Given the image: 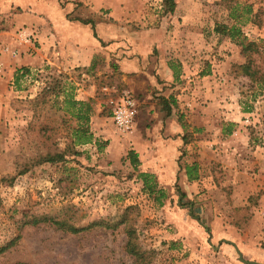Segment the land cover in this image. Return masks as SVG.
<instances>
[{"label": "rangeland", "instance_id": "1", "mask_svg": "<svg viewBox=\"0 0 264 264\" xmlns=\"http://www.w3.org/2000/svg\"><path fill=\"white\" fill-rule=\"evenodd\" d=\"M84 1L72 0L86 16L90 1ZM139 1L125 0L127 21L119 22L131 31L166 21L177 73L168 102L183 143L177 173L186 177L184 165L195 162L196 177L182 185L177 176L165 186L155 177L164 192L157 204L142 189L139 166L133 169L126 157L131 136L137 129L145 138L147 125H137L140 118L131 133L119 134L102 107L100 87L111 85L112 73L40 65L15 79L17 68L11 77L5 73L14 61L3 54L0 264H264L235 245L239 237L264 249V85L233 73L231 65L243 63L244 56L212 30L214 22H233L229 6L237 4L240 13L250 5L258 24L242 14L239 26L258 43L250 56L258 73L264 72V0H174L170 16L162 15L160 0L143 1L144 7ZM100 9L89 20L107 21L108 10ZM140 10L149 16L143 23ZM18 27L0 19V44L21 48L14 41ZM66 96L89 100L90 142L73 144L77 121L62 104ZM138 110L139 104V118ZM61 151V160L38 159ZM69 225L86 228L73 233ZM129 227L140 255L134 263L124 249Z\"/></svg>", "mask_w": 264, "mask_h": 264}, {"label": "crops", "instance_id": "2", "mask_svg": "<svg viewBox=\"0 0 264 264\" xmlns=\"http://www.w3.org/2000/svg\"><path fill=\"white\" fill-rule=\"evenodd\" d=\"M81 1L83 5L87 3ZM89 1L88 13L84 16L83 6H76L72 0H0V19L5 23L14 21L18 28L21 27L14 34V41L21 48L10 51L9 44H0V58L8 54L10 61H14L13 65H7L8 72L5 73L11 77L16 68L25 67L30 71L40 65L56 71L76 68L93 71L100 67L103 72L112 73L109 83L129 87L138 95L139 118L136 117L134 125L140 118L143 121L137 125H147L145 138L139 136L137 129L131 136V150L137 156L140 171L153 173L163 186L164 182H172L177 176L184 185L186 177L177 173L179 151L183 145L182 130L168 102L174 77L168 67L172 53L171 41L168 42L165 35L166 21L162 19L147 29L140 27L128 31L119 22L127 21L122 16L127 14L125 0ZM143 1L146 0L139 1L140 7L145 6ZM100 8L108 10L107 16L111 19L93 20V29L89 23L80 21L91 19L89 13L100 14ZM148 17L140 10L137 19L143 23L142 19ZM115 22L117 26L109 30ZM19 31L31 34L32 39L26 41ZM132 80L139 82L137 86ZM91 87L93 89V85ZM164 105H168V112ZM237 239L235 245L241 252L264 261V249L242 244Z\"/></svg>", "mask_w": 264, "mask_h": 264}, {"label": "trees", "instance_id": "3", "mask_svg": "<svg viewBox=\"0 0 264 264\" xmlns=\"http://www.w3.org/2000/svg\"><path fill=\"white\" fill-rule=\"evenodd\" d=\"M160 6L162 10V15L172 13L175 8V1L174 0H160ZM239 6L237 4H233L228 8V17L233 20L232 23H224V22H214L213 24V32L218 36H225L235 45L239 46V52L244 56V62L240 64H232L231 69L234 74L243 75L248 77L252 82L256 83L259 88L264 85V72L258 73V70L252 64V57L250 56V52L256 51L258 47V43L253 40H248L243 35L240 30L239 23H241L240 16L243 14L244 20H251V22L258 24V21L255 17L257 15L252 12L250 5L243 4L240 7V13H238ZM249 14V16H247ZM248 17V18H247ZM83 23H89L91 28L93 29V22L92 20H81ZM168 67L172 70L174 79L176 78L175 67L172 63L168 61ZM28 73L27 68L20 67L15 72V79L23 76L24 74ZM62 104L68 109H70V114L74 117L77 121L76 127L73 129V144H83L91 141V133L88 130L87 122L89 119V115L91 113V104L89 100H78L73 99L72 97H65L62 100ZM167 112L169 111L168 105L163 106ZM183 127L184 125L181 124ZM227 133H230V128L226 129ZM98 140H94L97 148H100V144L97 142ZM77 153V152H73ZM63 156V152H56L54 154H45L44 156L39 157L46 162L58 161L61 160ZM126 157L128 159L129 164L132 166L133 169L137 167L139 161L135 152L129 149L126 152ZM184 173L186 175L187 180H191L195 178L194 172L197 169V164L195 162L191 164L184 165ZM138 177L141 181L142 189L149 195H153V199L157 202V204L161 203V198L164 196V192L157 188V183L155 180V176L150 172L140 171L138 172ZM120 221H124L123 218ZM58 224V222H55ZM95 223V222H94ZM68 231L70 232H78L86 227H75L72 225L67 226ZM124 234L126 236V240L124 243V249L126 254L132 259V263H134L139 257V252L137 249V244L135 242L134 231L132 228H126L124 230ZM2 248H0V251Z\"/></svg>", "mask_w": 264, "mask_h": 264}, {"label": "built area", "instance_id": "4", "mask_svg": "<svg viewBox=\"0 0 264 264\" xmlns=\"http://www.w3.org/2000/svg\"><path fill=\"white\" fill-rule=\"evenodd\" d=\"M26 41H29L31 34H25L19 31ZM2 70V62L0 61V71ZM104 98L102 107L106 110L107 115L114 129L119 134L131 133L134 127L137 115L138 101L135 95L125 87L115 85H102L100 87Z\"/></svg>", "mask_w": 264, "mask_h": 264}]
</instances>
